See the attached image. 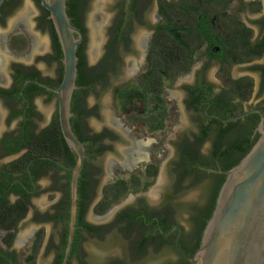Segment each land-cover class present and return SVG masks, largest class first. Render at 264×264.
Wrapping results in <instances>:
<instances>
[{
    "label": "flooded vegetation",
    "instance_id": "flooded-vegetation-1",
    "mask_svg": "<svg viewBox=\"0 0 264 264\" xmlns=\"http://www.w3.org/2000/svg\"><path fill=\"white\" fill-rule=\"evenodd\" d=\"M168 1L175 4L172 15L163 14V0H117L100 58L89 65L85 51L95 74L106 73L84 96L83 106L90 113L81 117L78 133L73 129L85 145L86 159L68 264H143L165 250L174 256L160 264H179L186 257L178 251L177 240L181 248L195 246L193 218L209 211L215 188L228 171V148L245 134L251 140L259 137L264 49L259 55V48L247 44L264 38V0H239L238 14L230 16L224 4L212 13L207 4L198 3L199 13H185L183 3L200 0ZM16 2L1 25L20 6L21 0ZM34 2L40 10L37 26L48 32V41L36 40L27 26L25 32L32 49L46 54L30 52L31 63L13 60L9 76L0 75V264H36L39 255L46 264L64 260L71 227V168L77 153L66 142L69 149L46 157L50 163L43 166L35 152L37 135L58 113V96L51 88L62 82L64 55L55 46L50 21L42 22L44 9ZM85 21L82 43L87 44ZM19 22L23 17L0 34V47L15 57L22 38L11 33ZM165 29H172L176 46L163 47ZM36 61L49 65L50 72L44 74ZM105 90L110 109L106 114L100 103ZM90 94L96 99L93 105L87 100ZM38 98L56 101V111L47 116ZM92 118L105 122L92 127ZM42 180L48 184L42 186ZM196 189L202 190L203 202L190 197ZM42 194L47 199L44 208L35 203ZM107 195L120 200L101 212ZM124 199L127 206H118ZM180 213L187 214L190 230L181 223ZM89 240L121 250L88 253ZM140 242L145 249H137Z\"/></svg>",
    "mask_w": 264,
    "mask_h": 264
},
{
    "label": "water",
    "instance_id": "water-1",
    "mask_svg": "<svg viewBox=\"0 0 264 264\" xmlns=\"http://www.w3.org/2000/svg\"><path fill=\"white\" fill-rule=\"evenodd\" d=\"M5 1L0 0V10ZM41 4L50 12L49 18L64 54L62 82L57 88L51 89L58 96L59 121L64 138L77 153L76 164L71 168V227L62 263L68 264L78 211V183L86 159L85 145L75 134L71 122L72 101L79 88L78 48L83 42L84 33L73 25L67 11V0H41ZM95 15L94 12L90 27L99 31ZM262 116L257 141L237 165L226 171V180L204 229L199 248L190 256L177 240L178 251L192 264H264V114Z\"/></svg>",
    "mask_w": 264,
    "mask_h": 264
},
{
    "label": "trees",
    "instance_id": "trees-1",
    "mask_svg": "<svg viewBox=\"0 0 264 264\" xmlns=\"http://www.w3.org/2000/svg\"><path fill=\"white\" fill-rule=\"evenodd\" d=\"M35 1H37L40 7L44 9V14L42 16L43 24H45L46 21H50L52 25L51 27L53 29L54 25L52 24L53 23L52 20L51 19L48 20L50 12L41 4V0H35ZM232 1L233 0H200V2H196L194 5H190L188 4V2H186L182 4V9L185 10V13H191L192 10H194V13H199L197 5L198 3H201V4H207L206 6H209L211 8L212 13H214L215 7L223 5V4H224L223 6H225L226 9H228ZM89 2L90 0H67V11L71 18V21L73 25L77 26L83 31L85 36H87V29L83 25V20L86 17V11L89 7L88 6ZM16 3H17L16 0H6L3 3L1 10H0V19L5 20L4 17L7 14V11L9 9H12ZM254 4H258L257 9L261 8L260 2H256ZM174 10H175V4L173 2H170L168 0H163V14L164 15H172L173 13H175ZM202 13L207 14L206 11H202ZM166 23L168 24V26L171 24V22H166ZM53 35H54L55 46L59 50L60 54L63 56L64 54H63L61 44L58 39L56 31H53ZM161 37H162L164 48H167V47L171 48L177 45L176 44L177 39L173 37L172 29H167V30L165 29ZM115 43H116V40L114 41V44ZM247 45L249 47L259 48L260 49L259 55H262V52L264 49V38L258 41L256 44H251L249 42V44ZM85 48H86L85 43L80 44L78 48L79 61H78L77 85L79 86V88L75 91L73 102H72V112H74L76 115L75 117L72 118V125L76 133H78V130H80L81 117L90 113V112H87L83 106L82 101L84 100V96L88 95V93L92 90L94 84L97 81L104 79V75L106 73L105 70H103L102 72H99L98 75L95 74L94 69L87 64L86 56H85ZM109 49H111V47ZM256 139L251 140L250 135L245 134L243 135L241 140L234 141L226 152L227 153L226 157L229 158V161L224 166V169L230 170L232 167L237 165L243 159V157H245L247 153L251 150V148L257 141ZM65 148L69 149L63 137L60 122H59V115L57 113L51 126L43 130L39 135H37L36 148H35L37 162L41 161V165L45 166L46 163H50L49 160L46 159V157L58 156L60 153V150L65 149ZM236 148H240L241 151H238L239 155L232 159V155L233 153H235ZM225 180H226V176H224L223 178L219 180L218 185L216 186L213 197H212V202H211L212 204H211L209 211L198 213L193 218L197 225L195 229V238H196L195 246H193L192 248L182 247L186 251V253L190 256H193L194 252L199 248L201 244V239H202L204 229L214 212L218 194ZM119 200H120V197L113 199L107 195L106 198L101 203L100 211L101 212L106 211L107 208L112 204V202L119 201ZM83 205L85 209L86 206L84 203ZM132 223H133V220L130 221L129 225H132ZM87 227L93 228L91 226H87ZM136 247L138 250L145 249L143 242H140L139 245H137ZM62 261H63V258L58 260L56 264H62ZM132 264H137V263L133 262ZM179 264H190V263L184 258L179 262Z\"/></svg>",
    "mask_w": 264,
    "mask_h": 264
},
{
    "label": "rangeland",
    "instance_id": "rangeland-1",
    "mask_svg": "<svg viewBox=\"0 0 264 264\" xmlns=\"http://www.w3.org/2000/svg\"><path fill=\"white\" fill-rule=\"evenodd\" d=\"M249 0H244V2H247ZM99 2V5H96ZM117 0H91L90 6L88 7L86 11V24L89 28V37L88 41L86 44L85 51L87 52L88 56V62L89 65L95 64L97 61V58H100L101 54L103 53L104 47L107 42V29L111 23V20L114 16V8H115V3ZM244 4V3H243ZM242 5L239 0L234 1V3L231 4V6L227 9L228 15L230 16L231 14H238V8ZM96 13L94 20L95 23L100 26L99 31L94 30L93 28L90 27V21L92 19L93 13ZM243 15L249 14V10H243L240 11ZM40 10L38 6L35 4L34 0H21L20 6L17 8V10L9 16L7 19L6 25H1L0 24V34L4 31H7L11 28L15 20H17L19 17H23V22L18 23V29H15L12 31L13 34H18L17 38H22V41L17 42V49H16V57L12 55L11 53L6 52L0 47V75L3 77L9 76V70L11 68V62L13 60L22 62L25 64L31 63V60L27 58V56L30 54V52L34 53L35 56H41L45 55L43 50L36 51V48L32 49L30 40L31 37L26 34V26L32 34L35 36V39L40 40L41 42H46L48 41V32L46 30H41L36 23V17L39 15ZM98 35V36H96ZM98 37V39H97ZM99 40L102 42L101 45H99ZM99 45V46H98ZM98 47V48H97ZM97 48L96 54H93V49L95 50ZM34 50V51H33ZM32 53V54H33ZM1 55L5 56V62L2 60ZM96 57V59L93 60V58ZM37 58V57H36ZM38 67L44 72V74H48L51 70V67L49 65H46L42 63L41 61H36ZM52 72V71H51ZM256 83L258 86V79H256ZM109 94L108 91L105 90L103 94L100 97V103L102 104V111L104 114L108 113L110 111L109 109ZM88 103L90 105H93L96 102L95 96L93 94H90L88 96ZM37 104L40 107V109L47 114V116H50L53 114L56 109H57V103L56 101H53L52 103H45L42 98L37 99ZM105 120H102L100 118H92L89 121V124L92 127H100ZM162 175L165 174V168L163 167ZM48 184L47 180H42L41 185L46 186ZM190 197L194 198L195 201L203 202L202 199V190L201 189H196L193 192H191ZM46 194H42L39 198L35 200V203L38 207L44 208L47 203H46ZM128 199H124L119 202L118 206L123 205ZM129 203V202H128ZM127 203V204H128ZM126 204V203H125ZM127 204L125 206H127ZM179 219L181 223L185 226L187 230L191 229V224L190 221L187 218L186 213H180L179 214ZM86 250H88V253L95 252V254H103V255H109L112 251H120V247H114L113 249L108 248V247H101L98 245L94 240H89L86 243ZM174 255L171 251L165 250L163 251L159 256L153 259H149L145 261L143 264H160L161 261H164L167 258H172ZM47 259L43 255H39L37 263L36 264H46ZM76 264V263H75Z\"/></svg>",
    "mask_w": 264,
    "mask_h": 264
},
{
    "label": "bare ground",
    "instance_id": "bare-ground-1",
    "mask_svg": "<svg viewBox=\"0 0 264 264\" xmlns=\"http://www.w3.org/2000/svg\"><path fill=\"white\" fill-rule=\"evenodd\" d=\"M15 23V22H14ZM14 25V24H13ZM96 36H98V35H96ZM43 44V43H42ZM98 48V47H97ZM97 48L94 50L93 49V54H96V51H97ZM98 52V51H97Z\"/></svg>",
    "mask_w": 264,
    "mask_h": 264
}]
</instances>
